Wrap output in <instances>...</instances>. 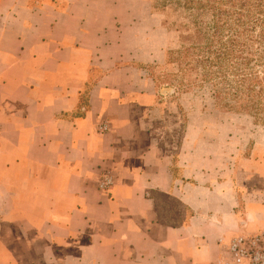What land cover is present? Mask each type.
I'll list each match as a JSON object with an SVG mask.
<instances>
[{
	"label": "crops",
	"instance_id": "crops-1",
	"mask_svg": "<svg viewBox=\"0 0 264 264\" xmlns=\"http://www.w3.org/2000/svg\"><path fill=\"white\" fill-rule=\"evenodd\" d=\"M116 29L91 0H0V264H226L264 229L254 156L167 140L154 58Z\"/></svg>",
	"mask_w": 264,
	"mask_h": 264
},
{
	"label": "rangeland",
	"instance_id": "rangeland-1",
	"mask_svg": "<svg viewBox=\"0 0 264 264\" xmlns=\"http://www.w3.org/2000/svg\"><path fill=\"white\" fill-rule=\"evenodd\" d=\"M91 9L97 23L119 27L114 31L116 39L126 46L137 45L141 56L154 58L136 65L153 80L155 103L163 105L157 115L167 130L162 135L167 140L171 137L176 146L191 126L195 135L208 137L217 151L254 156V184H258L254 196L264 203V118L228 109L216 101L210 84H199L196 74L181 72L177 63L168 60V52L174 51L176 56L181 46L190 42L194 22L206 24L210 15L196 16L176 2L165 0H91ZM204 24L199 23L205 28ZM170 119L172 122H167ZM259 209L264 218V204Z\"/></svg>",
	"mask_w": 264,
	"mask_h": 264
},
{
	"label": "trees",
	"instance_id": "trees-1",
	"mask_svg": "<svg viewBox=\"0 0 264 264\" xmlns=\"http://www.w3.org/2000/svg\"><path fill=\"white\" fill-rule=\"evenodd\" d=\"M165 1L196 16L210 15L206 24L194 22L190 42L176 56L168 52L169 62L196 74L199 84H210L228 109L264 118V0Z\"/></svg>",
	"mask_w": 264,
	"mask_h": 264
},
{
	"label": "built area",
	"instance_id": "built-area-1",
	"mask_svg": "<svg viewBox=\"0 0 264 264\" xmlns=\"http://www.w3.org/2000/svg\"><path fill=\"white\" fill-rule=\"evenodd\" d=\"M99 130L106 131L105 123L99 125ZM114 177L106 172L99 181L100 190H110ZM231 257L226 264H264V231L252 234L240 233L233 236L229 243Z\"/></svg>",
	"mask_w": 264,
	"mask_h": 264
}]
</instances>
